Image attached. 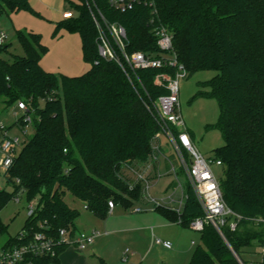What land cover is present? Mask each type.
Instances as JSON below:
<instances>
[{
	"label": "trees",
	"instance_id": "trees-1",
	"mask_svg": "<svg viewBox=\"0 0 264 264\" xmlns=\"http://www.w3.org/2000/svg\"><path fill=\"white\" fill-rule=\"evenodd\" d=\"M67 2L75 15L57 23L55 32L66 28L80 34L83 57L91 64L85 73L46 70L41 60L48 46L31 31L17 30L23 55H13L11 44L0 45V98L7 106L25 102L16 125L24 132L28 123L35 128L5 170L13 190L0 188V233L8 230L1 212L20 191L37 201L21 233L3 251L28 244L36 232L53 238L63 228L75 232L79 211L68 205L67 193L102 218L109 201L126 208L144 201L142 183L131 187L124 165L149 160L159 130L154 101L169 93L155 83V76L175 69L127 68V73L102 59L91 13L95 3L109 21L125 27L128 51L157 52L152 25L160 22L174 34V50L186 75L217 71L198 83L197 97L218 103L219 118L211 127L221 132L225 144L214 157L223 163V197L241 218L235 231L222 228L224 236L206 225L189 264H257L255 253L264 245V0H155V13L145 4L119 12L109 0ZM23 10L37 13L30 0H0V14ZM156 210L187 227L203 214L192 192L181 216ZM66 247L58 245L54 256L28 253L20 264L58 263Z\"/></svg>",
	"mask_w": 264,
	"mask_h": 264
},
{
	"label": "rangeland",
	"instance_id": "rangeland-1",
	"mask_svg": "<svg viewBox=\"0 0 264 264\" xmlns=\"http://www.w3.org/2000/svg\"><path fill=\"white\" fill-rule=\"evenodd\" d=\"M30 2L37 13L23 10L17 13L0 14V32L7 33L6 44H11V53L24 54L17 38V30L31 31L40 34L42 42L48 46V51L41 60L46 70L69 76L85 73L91 64L83 57L80 34L66 28L55 32L56 24L64 20L63 12H74V9L70 8L67 0H30ZM8 57L12 59V56ZM216 74L217 71L204 70L180 78L179 96L185 125L196 148L207 158H214L215 149L225 144V140L218 129L211 127L219 118L218 103L214 98L197 97L200 90L198 83L209 80ZM23 114L24 110L19 109L17 104L7 106L0 98V122L8 129L10 137H19L17 153L35 132L32 123H28L26 132L16 125ZM1 140L0 134V143ZM166 150L168 153H174L167 144ZM2 157L3 152L0 150V159ZM177 168L181 182L187 186L186 176L179 166ZM214 170L219 177H222V170L219 167H214ZM171 181V175L161 177L158 182L151 185V195L157 198L166 196L168 193H165V189ZM0 188L13 190V186L5 176V168L1 164ZM65 200L70 207L79 211L76 220L77 229L84 232L97 230L99 235L95 245L91 247L89 245L87 249L82 250L75 245L67 246L66 250L72 258L69 262L63 260L60 264H73L75 253L77 256L83 255L88 259L89 264H100V259L107 264H189L194 250L202 244L200 231L168 218L165 219L152 204H148L143 211L135 210V207L140 205L139 202H134V206L129 208L117 204L114 211H109L107 216L102 218L71 193H67ZM31 202H34L36 206V200L29 201L22 193L20 201L13 198L2 210L1 218L8 230L0 233V254L6 242L10 238L17 237L23 230ZM157 238L170 240L173 248L166 249L156 244ZM127 250L128 257L123 260ZM257 252L255 259L260 261L262 258L260 248Z\"/></svg>",
	"mask_w": 264,
	"mask_h": 264
},
{
	"label": "built area",
	"instance_id": "built-area-1",
	"mask_svg": "<svg viewBox=\"0 0 264 264\" xmlns=\"http://www.w3.org/2000/svg\"><path fill=\"white\" fill-rule=\"evenodd\" d=\"M138 4L150 6L154 13L157 11L155 0H109V6L119 12L132 10ZM91 13L98 31V53L102 59L118 63L126 72L127 68L133 71L165 67L175 69L173 73L162 71L155 76V83L165 86L169 93L160 95L154 101L153 108L159 130L152 139V152L149 160L144 163L124 165L125 174L133 179L131 187L134 186V182L142 183L143 199L147 204H152L154 208L169 209L179 216L182 215L192 192L203 211L201 216L190 222L192 229L202 232L206 225H212L224 236L222 228L228 225L232 231H235L241 216L227 205L221 189V176L219 177L214 170V167H219L222 170L223 163L215 157H205L196 148L182 116L179 96L180 78L186 75V71L174 50L173 32L163 23H153L152 31L157 39V52L149 54L142 51L130 52L127 49L128 35L125 27L118 22L109 21L95 3L91 7ZM74 15L73 11H64L62 18H72ZM153 21L151 19V22ZM7 38V33L1 31L0 45L5 44ZM18 108L25 110L26 103L19 102ZM0 134L2 137L0 150L3 152L0 164L7 170L17 154L20 139L19 137H10L8 129L1 122ZM166 144L174 150L173 154L167 152ZM178 166L187 178V186L181 182ZM166 175L172 176V181L165 189V193L168 194L158 198L152 196L151 185ZM22 193L23 191H20L16 197L17 201H20ZM108 204L109 211H112L116 206L114 201H109ZM144 208L137 205L135 210L143 211ZM35 209V203L31 202L29 214H32ZM230 216H233L234 219L228 220ZM26 233L23 231L21 236L23 237ZM98 235L99 231L97 230L73 232L67 228L61 229L57 238L42 231L36 232L28 244L2 251L0 264H20L28 253L54 256L57 253V246L60 244L75 245L84 250L94 243ZM155 243L169 249L173 246L170 240L161 238H157ZM260 251L262 258L257 264H264V245ZM128 252L127 250L124 253L123 260L127 259Z\"/></svg>",
	"mask_w": 264,
	"mask_h": 264
},
{
	"label": "crops",
	"instance_id": "crops-1",
	"mask_svg": "<svg viewBox=\"0 0 264 264\" xmlns=\"http://www.w3.org/2000/svg\"><path fill=\"white\" fill-rule=\"evenodd\" d=\"M148 204L145 202V201H143L142 203H140V205H138V206H143V207H146ZM115 208H116V206H115ZM115 208L112 210V211H114L115 210ZM111 211V212H112ZM164 217V216H163ZM165 218V217H164ZM166 219V218H165ZM76 231L77 232H80V230H78V229H76ZM164 240H166V239H164ZM168 240V239H167ZM95 241H96V239H95ZM95 241H94V243H95ZM92 244V245H90L89 247H91V246H93V245H95V244ZM88 248V247H87ZM86 248V249H87ZM164 248H166V247H164ZM172 248H173V246H172ZM172 248H170V249H172ZM93 249V248H92ZM166 249H169V248H166ZM72 257H71V255L67 252V250L65 249L61 254H60V262H58L57 264H60V263H62V261L63 260H66L67 262H69V260L71 259ZM102 261V259H100V262ZM73 264H89V261H88V259H86V258H84L83 257V255H79V256H77V254L75 253V259H74V261H73ZM101 264V263H100Z\"/></svg>",
	"mask_w": 264,
	"mask_h": 264
}]
</instances>
